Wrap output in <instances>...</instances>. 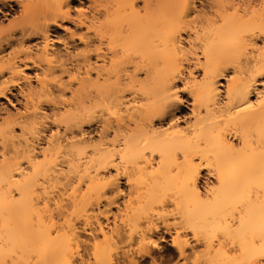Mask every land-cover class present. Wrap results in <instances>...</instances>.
I'll return each mask as SVG.
<instances>
[{
    "label": "bare ground",
    "instance_id": "1",
    "mask_svg": "<svg viewBox=\"0 0 264 264\" xmlns=\"http://www.w3.org/2000/svg\"><path fill=\"white\" fill-rule=\"evenodd\" d=\"M74 1L0 0V264H261L264 0Z\"/></svg>",
    "mask_w": 264,
    "mask_h": 264
},
{
    "label": "rangeland",
    "instance_id": "2",
    "mask_svg": "<svg viewBox=\"0 0 264 264\" xmlns=\"http://www.w3.org/2000/svg\"><path fill=\"white\" fill-rule=\"evenodd\" d=\"M83 1H84V5L82 4L83 5L82 6L83 12L89 17H92L93 15L99 14L98 16L100 18H107V16L104 15L105 14L104 13L105 8L108 9V7H109L107 5L110 4V6H111L112 3L113 4L117 3V2H113L115 0L110 1L111 3L109 2V4L107 2L109 0H107V1L106 0H98L95 4H91L88 0H83ZM120 1H122V0H120ZM72 4L73 5H72V9H71L70 18H72V19L74 18L77 20L80 18V15H79L80 13H78L79 12L78 9H80L78 7L80 6V4H79L78 0H75ZM113 4H112V7L115 6ZM64 24H65V26H67V25L70 26V22L64 21ZM183 113L188 114V109L183 108ZM153 180L154 179L152 178V174L151 175L149 174V175H146L145 177H143L142 181L144 182V185L146 186V184L149 183V181H150V183H152ZM142 181H141V183H143ZM205 181H211L212 182L215 180L212 177H210L209 175H207L206 172H203L201 183L205 184ZM145 182H146V184H145ZM144 189H146V188H144ZM170 202L168 205L166 204L167 206H165V209L161 208V209L155 210L153 212L151 211L153 214L150 216L153 218L154 223L160 225L159 226L160 228H161V226H163L162 227L163 229L161 228L162 230H164V226L167 223H169L170 226L173 225L172 227H174V229L171 227L173 230V233L171 235L169 233L164 232V231L157 232L154 235L155 239L157 238L158 242L161 243V249H154L155 250V257H157L160 264H211L209 262L210 261L209 257L211 256L210 255L211 253H210V248L207 245V243H204V242L196 243L195 240L191 239V243L195 244L196 249L193 253H189L188 256H186L185 258L181 257V255L178 252H176V250H174V248L172 247L171 239H172V236H174V232L177 230L179 232L184 233L185 231H187V229H186L185 224L182 222L183 220L180 217L182 215V213L176 208V206L174 204H172L173 202L172 203H170ZM70 212H72V211H70ZM70 212L66 216L67 219L69 217V219H70V220L68 219L69 221L75 222V223L77 221H79L78 223H80L79 217L77 219V214H75V216H73V214H71ZM123 220H124V218H122L120 216V217H118V219H116V221L114 223L118 226H123ZM186 233H188L190 236L192 235L190 232H186ZM97 241L100 243L105 242L103 237H99L97 239ZM110 243H111V247L113 249V253L115 254L116 246L114 245L113 242H110ZM235 243H233V244L230 243L228 245L229 246L228 248L230 249L229 254L231 257H237V259H238V257H241V256H239L240 247L237 246V243L236 244ZM134 244L133 245L135 247L138 246L136 241L134 242ZM231 244L233 247H237V248H235V249L232 248ZM234 245H236V246H234ZM230 246H231V248H230ZM231 249H233V250H231ZM85 252L86 251L81 247L80 248V254L85 253ZM89 252H91V251H89ZM76 255H78V253H76ZM134 256L136 259H140V260L142 259L140 256H138V255L136 256V254ZM147 259H148V261H150V258H147ZM234 260H236V258ZM211 261L213 262L214 260H211ZM260 261H261V264H264V259H261ZM90 262H91V264H95V261L92 258V256L90 258ZM213 263H215V262H213Z\"/></svg>",
    "mask_w": 264,
    "mask_h": 264
}]
</instances>
